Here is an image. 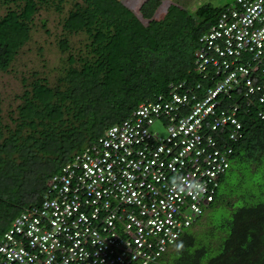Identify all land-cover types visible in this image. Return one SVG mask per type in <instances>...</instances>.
Returning <instances> with one entry per match:
<instances>
[{
	"label": "built area",
	"instance_id": "built-area-1",
	"mask_svg": "<svg viewBox=\"0 0 264 264\" xmlns=\"http://www.w3.org/2000/svg\"><path fill=\"white\" fill-rule=\"evenodd\" d=\"M192 65L190 79L139 101L50 174L1 233L0 264L160 258L212 200L240 115L264 116V0L221 8Z\"/></svg>",
	"mask_w": 264,
	"mask_h": 264
},
{
	"label": "trees",
	"instance_id": "trees-1",
	"mask_svg": "<svg viewBox=\"0 0 264 264\" xmlns=\"http://www.w3.org/2000/svg\"><path fill=\"white\" fill-rule=\"evenodd\" d=\"M161 1L141 0L135 12L123 0H0V71L28 40L38 10L61 13L68 2L58 21L55 43L65 54L54 82L32 70L20 79L9 122L0 117V236L38 202L50 174L106 126L168 82L192 77L196 37L227 3H199L177 16L173 32L156 35L149 23ZM39 26L47 32L43 20ZM76 34L83 36L74 50L69 36ZM240 120L243 134L207 205L219 203L226 214L202 236L189 225L150 264H264V116Z\"/></svg>",
	"mask_w": 264,
	"mask_h": 264
},
{
	"label": "rangeland",
	"instance_id": "rangeland-1",
	"mask_svg": "<svg viewBox=\"0 0 264 264\" xmlns=\"http://www.w3.org/2000/svg\"><path fill=\"white\" fill-rule=\"evenodd\" d=\"M135 12L141 0H123ZM202 2H209L212 5L220 6L230 4L233 0H162L161 6L154 15V20L150 23L152 32L161 35L165 32H173L177 26V16L183 12H190L192 9ZM68 6V2L63 4V12L57 13L53 9H39L34 16V27L30 31L28 40L20 47L14 56L9 67L5 71H0V117L2 121L9 122L8 114L14 109L18 101L15 96L21 90V78L29 79L30 72L35 70L39 75L46 77L49 83H53L55 76L60 71V66L64 63V52L58 50L56 46V38L58 37L60 26L59 19ZM2 9H0L1 11ZM45 22L47 32H44L39 26L41 21ZM82 34L70 35L69 43L72 49H76L82 40ZM14 116V113L12 114ZM150 128L156 129L159 133H163L156 121L152 122ZM234 176L229 177L231 184L234 182ZM228 209L217 203L212 204L192 221L187 230L198 236L203 235V231L210 223H218L222 214H226ZM173 249L170 246L163 252L160 259H164L168 252Z\"/></svg>",
	"mask_w": 264,
	"mask_h": 264
},
{
	"label": "clouds",
	"instance_id": "clouds-1",
	"mask_svg": "<svg viewBox=\"0 0 264 264\" xmlns=\"http://www.w3.org/2000/svg\"><path fill=\"white\" fill-rule=\"evenodd\" d=\"M194 187L199 188V185H194Z\"/></svg>",
	"mask_w": 264,
	"mask_h": 264
}]
</instances>
